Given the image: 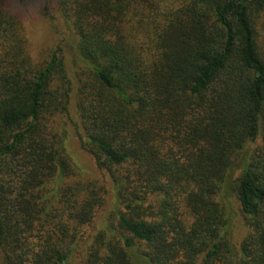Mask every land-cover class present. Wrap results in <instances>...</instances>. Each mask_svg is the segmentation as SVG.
<instances>
[{
	"label": "trees",
	"instance_id": "trees-1",
	"mask_svg": "<svg viewBox=\"0 0 264 264\" xmlns=\"http://www.w3.org/2000/svg\"><path fill=\"white\" fill-rule=\"evenodd\" d=\"M14 1L0 0V264H72L108 190L72 179L55 123L73 83L59 45L32 62ZM53 1L82 66L69 121L115 198L80 264H264V0ZM228 181L249 227L237 249Z\"/></svg>",
	"mask_w": 264,
	"mask_h": 264
},
{
	"label": "rangeland",
	"instance_id": "rangeland-1",
	"mask_svg": "<svg viewBox=\"0 0 264 264\" xmlns=\"http://www.w3.org/2000/svg\"><path fill=\"white\" fill-rule=\"evenodd\" d=\"M53 1V0H52ZM51 0H15L13 10L20 15V29L25 37V49L35 65L42 64L49 59L50 53L59 45L65 69L69 79L73 83L72 100L69 106V115L56 116V129L62 132L64 136V145L72 161L77 167L78 175L72 177L73 181H85L96 187L104 184L108 190L105 195V202L96 213L95 220L92 224L80 228L82 233L80 247L75 251L72 258V264H80L82 246L87 242V238L93 236L100 228L103 227L106 215L115 204L114 192L108 181L107 176L96 168L92 157L85 152L79 144L76 130L69 119L78 121L75 110V96L77 78L81 72L82 66L77 58L76 35L71 30L61 13L55 7V1ZM261 144V138H257L254 143L247 145V151L255 145ZM238 174V169L231 173V179ZM229 181L226 183L224 195L219 198L226 205V216L229 220L230 240L234 249H237L241 240L247 234L249 227L247 218L241 212L239 203L234 193L231 191Z\"/></svg>",
	"mask_w": 264,
	"mask_h": 264
}]
</instances>
